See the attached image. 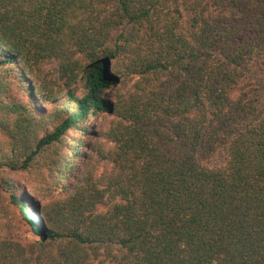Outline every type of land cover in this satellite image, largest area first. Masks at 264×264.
Masks as SVG:
<instances>
[{"label": "trees", "instance_id": "trees-1", "mask_svg": "<svg viewBox=\"0 0 264 264\" xmlns=\"http://www.w3.org/2000/svg\"><path fill=\"white\" fill-rule=\"evenodd\" d=\"M0 264H264V0H0Z\"/></svg>", "mask_w": 264, "mask_h": 264}, {"label": "rangeland", "instance_id": "rangeland-1", "mask_svg": "<svg viewBox=\"0 0 264 264\" xmlns=\"http://www.w3.org/2000/svg\"><path fill=\"white\" fill-rule=\"evenodd\" d=\"M20 175H22V174H20Z\"/></svg>", "mask_w": 264, "mask_h": 264}]
</instances>
